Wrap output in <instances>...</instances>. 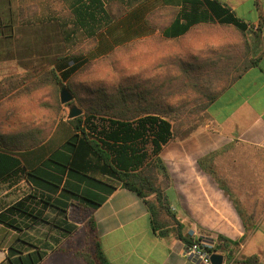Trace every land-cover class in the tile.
<instances>
[{"label": "crops", "instance_id": "0c3cea01", "mask_svg": "<svg viewBox=\"0 0 264 264\" xmlns=\"http://www.w3.org/2000/svg\"><path fill=\"white\" fill-rule=\"evenodd\" d=\"M190 1L142 0L113 23L111 29L116 31L111 38L105 34L110 26L100 32L91 52L100 57L115 42L130 36L121 44L151 35L182 38L180 16L191 10ZM221 1L249 26V48L237 53L240 62L236 69H229L230 73L234 74L245 58L255 60V64L234 74L235 80L210 102L201 128L162 145L159 158L164 170L157 173V178L165 207L156 203L155 218L141 198L108 173L103 160L74 129L68 114L52 121L45 133L49 118L45 120L42 103H38L41 88H35L32 100L24 83L15 89L10 87L13 76L36 74L47 68H54L65 84L75 50L70 52L64 43L61 46L58 34L50 39L44 35L31 45L0 40V214L14 223L0 221V264H28L31 254L35 264H85L73 254L69 256L71 247L64 245L76 232L75 219L67 210L66 226L72 231L57 228L51 220L58 222L64 216L50 210L44 201L52 195L51 204H68L69 208L77 200L71 194L67 200L60 199V190L54 195L38 185L39 177L29 176V172L40 169L58 177V170L44 167V163L54 167L67 160L83 172L68 179L71 189L86 191L85 175L115 186L84 220L87 223L91 216L95 223L94 231L87 229L84 238L98 243L108 264H197L185 255L189 244L186 239L192 242L200 238L216 246L221 264H264V0ZM159 9L171 16L163 31L144 23L146 17L153 16L154 22L160 19ZM199 9L205 10L202 4ZM22 13L25 19L20 22L18 14L19 25L31 23L28 12ZM54 14L46 13L35 25L60 31L58 22L48 18L56 17ZM174 18L179 20L171 24ZM201 42L194 40L190 45L198 47ZM78 58L76 64L85 62L82 56ZM154 86L149 84V88ZM99 121L97 126L104 121L108 124L107 120ZM146 148L145 163L154 157L150 141ZM148 199L155 201L154 195ZM19 201L22 210L8 213ZM44 205L47 207L42 210ZM254 256L256 262H243Z\"/></svg>", "mask_w": 264, "mask_h": 264}, {"label": "trees", "instance_id": "16d2710c", "mask_svg": "<svg viewBox=\"0 0 264 264\" xmlns=\"http://www.w3.org/2000/svg\"><path fill=\"white\" fill-rule=\"evenodd\" d=\"M141 1L60 0L65 5L66 14L48 18L58 22L62 41L70 50L75 49L81 42L96 44L101 31L111 26ZM190 4L191 10L180 16L183 19L180 28V34L184 35L182 38L170 37L168 34L163 35L164 37L151 35L119 45L111 55L103 56L101 61H111L109 58L117 55L116 62H111V70L117 72L114 74L116 79H113V82L107 83L101 78L103 76H98L99 61L88 63V67L82 69L83 64L75 63L80 57L76 55L64 84L86 112L84 115L69 119L74 129L103 160L108 173L143 200L153 218L157 215V204L165 207L157 178V173L164 170L159 158L162 145L169 139L186 138L201 128L205 110L210 102L235 80L234 74H240L255 64V60L245 58L234 74L229 70L231 67L236 69V64L240 62L237 53L249 48L246 36L249 26L245 21L238 18L221 0L200 2L191 0ZM201 4L205 10L199 9ZM23 9L20 6V22L25 19ZM164 12V9L157 10V13L161 14L160 19L154 22L153 16L146 17L144 23L152 29L163 31L164 24L171 18L169 13L167 15ZM26 15L29 22L39 20L29 19L35 16V12L28 11ZM178 20L174 18L171 24H176ZM200 39L202 42L198 47L190 45L194 44V40ZM145 46L147 68L140 74L120 76L119 73L122 71L118 63L123 60L122 58L127 60L135 58ZM89 77H92V84L87 83ZM10 79V87L14 89L24 83L27 96L32 100L35 97L33 95L35 88L38 90L41 88L43 94L38 96V103H42L44 111L55 112L56 118L53 122L59 118L58 113L62 106L59 92L63 80L54 68H47L36 74L25 72ZM150 83H155V86L149 88ZM84 90L89 92L87 98L82 94ZM96 117L107 120V127L95 125L92 120ZM148 141L151 142L150 153L154 157L145 163L144 160L148 157L146 148ZM43 166L58 170L59 176L40 169L29 172V176L39 177L41 182L38 185L54 195L60 190V199L67 200L72 195L71 198L76 199L77 204H83L79 208L87 213L97 208L115 189L111 183L85 175L88 179L87 190L79 192L70 188L68 179H74L75 173L83 172L76 170L78 168L70 164L69 160L61 161L54 167L48 162ZM150 195H154L155 201L148 199ZM51 198L52 195H49L44 199L45 203L51 206L50 210H58L62 217L64 216L58 222L53 218L52 224L61 230L71 232V227L66 226L65 221L68 204L64 206L51 204ZM46 207L47 205H44L42 210ZM20 210L22 207L19 201L7 211L14 214ZM40 213L37 217H40ZM26 214L32 216L31 212ZM7 217L0 214V221H6ZM6 223L14 225L10 220ZM87 223L89 231L93 232L95 223L91 216ZM186 242L191 243V240L186 239ZM213 251H216L215 245ZM70 252L85 264H108L101 254L98 243H94L92 238L87 240L86 246L71 249ZM28 258V264L36 263L32 254L28 255ZM256 261L255 256L243 260L246 263Z\"/></svg>", "mask_w": 264, "mask_h": 264}, {"label": "rangeland", "instance_id": "374dc122", "mask_svg": "<svg viewBox=\"0 0 264 264\" xmlns=\"http://www.w3.org/2000/svg\"><path fill=\"white\" fill-rule=\"evenodd\" d=\"M20 1L21 0H0V40L7 38L8 40H13L17 42L22 41L23 42L22 44L31 45L33 41L42 40L44 35L45 37L50 39L51 36L55 37L58 34L59 40L62 46L63 41H62L60 31L56 30L55 28L54 29L50 28L49 30H46L44 27L35 25L36 21L28 23L27 25H19V19L17 16L20 12ZM21 4L24 7V10H23L24 13L28 11L29 13L35 12V16L34 15L31 16V20L42 18L48 12L55 13L54 14L55 16L66 14L65 5L62 2H60V0H22ZM111 26H113V24ZM111 26L105 32V34L108 35L110 38L111 36L114 35L116 31V29L115 31L112 30ZM131 37L132 36H130L129 38H125V39L127 40V39H130ZM143 38H146V36H144ZM125 39L119 42H115V44L111 45V47L107 50V52L100 57H98V55L93 54L91 52V50L93 49L95 45L94 43L92 42L88 44L86 43L84 44L83 42L79 43L78 44L79 46H77L74 50L76 52V55L82 56V58L85 61L82 65V69L87 68L88 63L99 61L97 70L100 71V74L98 76L100 75L103 76L101 78L107 83L113 82V79H116L114 77V74H116L117 72L111 70V62L112 61L116 62L117 55L114 57L111 56L109 58L111 61L109 60L101 61V60L103 59V56L107 54L111 55V53L114 50H116V48H118L119 46L118 44H121L123 41H126ZM33 44H37V42ZM123 44H125V42ZM136 49H138V47H136ZM141 50L142 52L136 54L135 58L133 59L127 60L125 58H122L123 60L118 63V66L120 67L122 71L119 73L120 76L140 74L144 70V68L145 69L147 68L148 58H147L146 46L142 48ZM71 51H73V49H70V52ZM141 56H144V57H141ZM89 79L90 80L87 83L92 84L91 82L92 77H89ZM82 94L86 98L89 96V92H87L86 90H84ZM72 105H76L77 107L81 108L82 115L86 114L83 107L80 105L79 100L74 96V99L70 103L62 104L61 109L59 111L60 113H58L59 117H67L69 107H71ZM44 116H45V120L46 118H49V121H45V126H44V131L45 133H47L50 129L51 122L54 120V118H56V116H55V112L53 111H44ZM76 204L77 203L73 204L72 206L68 208L71 218L75 219L76 221L75 234L72 237L66 239L64 242V245L71 247L69 248L70 250L78 248V247H83L85 243L87 242V239L84 238L85 237L84 232L88 229L87 228L88 224L85 223L84 220L86 219V217H88L87 215L89 213L86 214V212H84L85 210L83 211V209H80L78 206H75ZM68 255L71 256L72 253Z\"/></svg>", "mask_w": 264, "mask_h": 264}, {"label": "built area", "instance_id": "2783aa9c", "mask_svg": "<svg viewBox=\"0 0 264 264\" xmlns=\"http://www.w3.org/2000/svg\"><path fill=\"white\" fill-rule=\"evenodd\" d=\"M100 119L96 117L92 121L95 124H101ZM107 127V122L104 121L102 125ZM214 244L207 239H196L189 243L186 247L185 255L193 259L197 264H212L210 257L215 251H213Z\"/></svg>", "mask_w": 264, "mask_h": 264}, {"label": "water", "instance_id": "95a60500", "mask_svg": "<svg viewBox=\"0 0 264 264\" xmlns=\"http://www.w3.org/2000/svg\"><path fill=\"white\" fill-rule=\"evenodd\" d=\"M59 99L62 104H65V103H70L74 99V96L67 89V87L62 86L59 92ZM81 114H82V109L77 107L76 105H72L71 107H69L68 118H74ZM210 260L212 264H221L222 256L220 254L213 253L210 257Z\"/></svg>", "mask_w": 264, "mask_h": 264}]
</instances>
